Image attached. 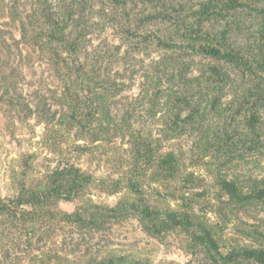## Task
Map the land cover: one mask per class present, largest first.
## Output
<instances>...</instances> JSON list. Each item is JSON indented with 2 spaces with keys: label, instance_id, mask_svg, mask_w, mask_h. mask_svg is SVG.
<instances>
[{
  "label": "rangeland",
  "instance_id": "374dc122",
  "mask_svg": "<svg viewBox=\"0 0 264 264\" xmlns=\"http://www.w3.org/2000/svg\"><path fill=\"white\" fill-rule=\"evenodd\" d=\"M84 5L81 48L71 55L47 41L38 19L44 9L62 19L59 0H0V198L35 189L63 163L95 180L71 200L23 207L35 214H0V264H92L111 255H125V264H213L186 232L126 207L133 168L148 204L194 214L223 249L264 248V201L229 205L217 191L221 179L243 192L264 187V106L258 151L222 143L227 134L250 136L241 109L247 82L203 56L166 62L155 48L130 53L121 11L108 0ZM255 30L253 21L232 30L231 45L247 49ZM74 107L86 127L71 118ZM149 144L178 157L182 180L153 178L136 155Z\"/></svg>",
  "mask_w": 264,
  "mask_h": 264
},
{
  "label": "trees",
  "instance_id": "16d2710c",
  "mask_svg": "<svg viewBox=\"0 0 264 264\" xmlns=\"http://www.w3.org/2000/svg\"><path fill=\"white\" fill-rule=\"evenodd\" d=\"M62 19L57 18L48 9L39 16L40 27L48 42L60 46L71 54H79L82 43L80 21L85 14L84 0H59ZM114 8L121 11L120 33L128 41V51L138 52L145 48L164 51L166 62L180 58L203 56L223 62L234 69L248 86L241 104L246 112L245 129L250 136L233 141L231 135H225L222 143L237 142L248 153L258 151L262 144L257 129L259 109L264 106V0H108ZM135 14V15H133ZM247 21L256 24V32L250 34L247 49H237L230 43V32L243 28ZM154 25L166 26L163 32L152 28ZM250 27V26H248ZM58 55V54H57ZM77 64V68H81ZM179 103L186 106L187 98ZM74 107L71 118L77 124L86 127V122L78 120ZM194 113L188 116H176L186 123ZM228 146L229 144H224ZM232 145V144H230ZM139 161L152 169V176L160 182L181 179L178 157L172 152L159 153L151 144L149 148L137 150ZM140 174L131 170L130 191L135 195L126 207L142 218L158 220L165 230L178 229L189 236L194 246H199L213 264H264V248L256 246H238L223 249L213 232L188 211L160 209L148 204L140 189ZM94 178L73 164L63 163L55 166L47 175L45 182L35 189L21 188L16 198H0V214L17 218L18 213L27 216L35 210L27 211L23 207H44L53 200H71L86 186L94 184ZM218 199L225 204L239 205L264 201V187L243 192L234 182L226 179L217 182ZM125 255H111L92 264H125ZM131 264H146L133 260Z\"/></svg>",
  "mask_w": 264,
  "mask_h": 264
}]
</instances>
